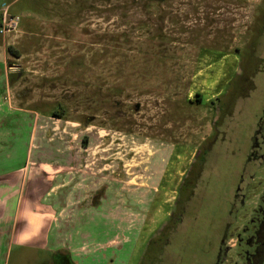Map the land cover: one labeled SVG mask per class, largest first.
Listing matches in <instances>:
<instances>
[{"label": "rangeland", "instance_id": "1", "mask_svg": "<svg viewBox=\"0 0 264 264\" xmlns=\"http://www.w3.org/2000/svg\"><path fill=\"white\" fill-rule=\"evenodd\" d=\"M30 1L7 89L0 66V172L30 164L20 203L42 218L18 232L41 229L3 264L239 261L264 192V0Z\"/></svg>", "mask_w": 264, "mask_h": 264}, {"label": "crops", "instance_id": "2", "mask_svg": "<svg viewBox=\"0 0 264 264\" xmlns=\"http://www.w3.org/2000/svg\"><path fill=\"white\" fill-rule=\"evenodd\" d=\"M28 2H31V1L30 0H0V24L3 18V14L5 13L7 15H17V14L19 15L22 13L28 16L29 14L31 15L32 11L28 9V6H27ZM18 32L19 34H21L20 32L22 31H18L17 29L5 35H0V44H1L0 48L3 51L2 58L0 61V66L4 74V81H5L6 89H7L6 60L8 59V57L5 53V48L8 46L14 49V45H15L14 40L15 38L17 39L19 37V35H15V34H17ZM3 85L4 83L1 84L0 88ZM33 130H34V127H32V132ZM30 167L31 166L29 164V167H27L26 175H23L24 172H21L22 171L21 169L17 170L16 172L10 171L6 173L7 175L5 174L3 175V172H0V264H3L2 256L4 253H6L8 245L10 243L23 242L25 239H27L30 235H33V234L39 235L38 230L41 229V225L38 223V221H33L32 227H30L29 229H24L21 233L18 232L19 231L18 224H19V221L23 217H28V219L31 218L32 220H37V219L42 218L41 217L42 213L38 214V211H35L26 206L28 204V201L20 203L21 194H20L19 187L21 184V178L26 176L25 181L29 180L28 174H29ZM20 172L22 173V175H20ZM15 174H17V177L14 176ZM15 186L17 187L14 189ZM32 206L33 204L31 203V206L29 207H32ZM22 227H20V230L24 228ZM47 229H48V226H47ZM43 246L47 247L48 245L43 244ZM51 247H55L57 249L51 248ZM48 248L51 249L50 251L53 253V255L57 254L56 255L57 257L61 256V253H62L61 249H63L67 257L71 261L73 260L74 255L71 253L70 246H67L66 244L62 247V244L58 246V244H56L53 241L51 245L48 246Z\"/></svg>", "mask_w": 264, "mask_h": 264}, {"label": "trees", "instance_id": "3", "mask_svg": "<svg viewBox=\"0 0 264 264\" xmlns=\"http://www.w3.org/2000/svg\"><path fill=\"white\" fill-rule=\"evenodd\" d=\"M8 50H11V47H8ZM12 54L15 55V53ZM53 114L57 115V113ZM81 142L83 144L84 140L82 139ZM242 231L237 233L236 251H248V253L241 258L243 259V264H264V192L260 196L259 204L252 211L248 224L245 225ZM245 239H249L250 246L244 242ZM240 246H242V248H240ZM235 256L238 258L237 254ZM234 262H238V260Z\"/></svg>", "mask_w": 264, "mask_h": 264}, {"label": "flooded vegetation", "instance_id": "4", "mask_svg": "<svg viewBox=\"0 0 264 264\" xmlns=\"http://www.w3.org/2000/svg\"><path fill=\"white\" fill-rule=\"evenodd\" d=\"M255 135L252 138V147L250 151L248 152V158L249 160H257L260 161L264 159V109L262 110V113L260 117L258 118V123H257V134L256 132L254 133ZM243 181V178L240 176L239 177V182ZM236 189H239V184L236 185ZM179 192V190H178ZM177 192V197L176 201L173 204V207L177 209L180 203V196L179 193ZM243 196V194L241 193ZM243 201H241L242 203ZM174 214V211H172L170 214H168V220H171L172 215ZM164 226V225H163ZM248 246H250L249 239H245L244 241ZM242 244V242H241ZM240 253V254H238ZM248 253L247 250H242L241 252H237L236 254L238 255V259H240L238 262H233L232 264H243V259H241L243 256H245ZM235 254V255H236ZM242 254V256H241ZM227 254L224 250H222L221 246H218V250L216 252V256L212 264H220L222 263V259H226Z\"/></svg>", "mask_w": 264, "mask_h": 264}, {"label": "built area", "instance_id": "5", "mask_svg": "<svg viewBox=\"0 0 264 264\" xmlns=\"http://www.w3.org/2000/svg\"><path fill=\"white\" fill-rule=\"evenodd\" d=\"M19 22L17 15H7L3 14V18L0 24V34L5 35L7 33L13 32L16 30Z\"/></svg>", "mask_w": 264, "mask_h": 264}]
</instances>
